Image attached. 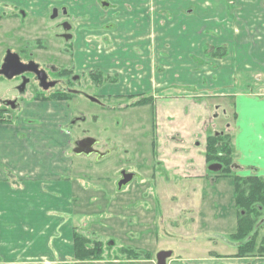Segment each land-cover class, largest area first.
Listing matches in <instances>:
<instances>
[{
  "label": "crops",
  "instance_id": "0c3cea01",
  "mask_svg": "<svg viewBox=\"0 0 264 264\" xmlns=\"http://www.w3.org/2000/svg\"><path fill=\"white\" fill-rule=\"evenodd\" d=\"M225 1L0 0V17L15 7L43 21L54 9L67 7L75 21L79 71L118 74L120 83L104 87L102 94L153 96L150 108L165 169L233 191L232 180L228 185L208 177L206 143L230 127L236 176L264 180V0H227L231 10ZM204 46L227 47L229 55L206 60L197 74L196 65L189 68L193 62L183 60L201 56ZM84 57L91 67H84ZM156 62L164 67L162 74L154 71ZM170 74L181 80L170 82ZM69 107L28 101L16 110L15 123H0V264H74V136L65 131L74 114ZM229 108L233 120L221 130ZM227 204L234 208V199ZM226 216L211 217L225 227ZM236 222L234 212L235 230ZM235 261L264 264V258Z\"/></svg>",
  "mask_w": 264,
  "mask_h": 264
},
{
  "label": "rangeland",
  "instance_id": "374dc122",
  "mask_svg": "<svg viewBox=\"0 0 264 264\" xmlns=\"http://www.w3.org/2000/svg\"><path fill=\"white\" fill-rule=\"evenodd\" d=\"M224 4L229 10L233 9L227 0ZM16 11L15 7H8L5 15H2L7 19L0 22V61L3 62V58L11 53L23 62L37 63L42 69L47 66L62 68V65L65 69L68 68L66 65L71 68L72 45H61L55 40L56 35L62 34V30L56 28L62 23V17L53 21L48 17L41 21L31 19L32 15L29 14L19 16ZM13 15L18 18L11 20ZM71 22L75 26V21ZM221 48L223 47L212 49L204 46L201 56L192 54L189 56L190 60L187 59L188 62H183L186 65L193 62L188 67L196 65L192 70L197 74L201 73L206 60L214 58L213 53ZM225 48L229 55L228 48ZM83 59L84 67H91V64H86V57ZM78 60L81 64L79 56L77 62ZM93 60L90 59V62ZM173 62L168 61V64ZM154 68L157 74H162L165 70L157 62ZM121 69L124 72L126 68L121 66ZM125 71L129 73L132 70ZM184 74L185 72L181 73ZM111 76L117 77L114 85H118L119 75ZM163 76L165 78L167 75ZM167 79L170 82L179 81L181 76L170 74ZM80 80L83 85L90 84L86 76H81ZM4 82L0 78V100H12L18 95L15 88L21 81L15 80L11 84ZM10 86L11 90L7 89ZM29 90V93L34 91L31 88ZM82 90L83 94L74 96L69 107L74 114V121H79L77 124H73V121L67 125L65 131L74 136L73 141L75 138L79 141L97 139L100 143L99 152L110 155L101 160L96 156L71 155L75 160L70 177L74 188L72 200L75 206V227L81 236L100 241L104 246L103 262L76 264H157V256L162 252L172 253L166 264L237 263L230 258L236 254L240 245L231 237L235 233L234 212L238 217L237 210L230 209L227 204L229 199H233L232 187L214 185L210 182L211 179L190 181L174 171L166 170L159 154H153L158 151L153 108L147 106L126 111L125 102L105 101L110 106V109H105L86 98L100 95L101 89L83 86ZM145 95L147 94L137 96ZM26 97L31 98V95L27 94ZM112 106L115 112L111 110ZM118 107L119 110L116 109ZM4 108L0 104V110ZM227 111L228 114L223 115L221 130L233 120L231 108ZM9 112L19 116V111L10 108ZM222 114L223 112L221 116ZM71 149H75L74 144ZM143 167L145 168L142 170ZM122 173L133 176V180L120 187ZM6 176L11 181L9 172ZM220 180L228 185L231 183L230 178ZM10 183L15 184L13 181ZM218 199L226 200L225 203H219ZM222 212H227L225 227L217 226L219 218L211 217L214 213ZM256 228L260 242L264 238V220ZM128 250L134 251L139 257L127 259Z\"/></svg>",
  "mask_w": 264,
  "mask_h": 264
},
{
  "label": "trees",
  "instance_id": "16d2710c",
  "mask_svg": "<svg viewBox=\"0 0 264 264\" xmlns=\"http://www.w3.org/2000/svg\"><path fill=\"white\" fill-rule=\"evenodd\" d=\"M222 53H221V52ZM219 52V53H218ZM215 59L227 57L226 48L216 50L213 53ZM90 78L99 87L111 85L117 82V77H113L102 72L90 74ZM69 97L62 94L54 97L51 101H62ZM126 101L130 104L124 108H138L153 106V96H129ZM126 101H123L126 103ZM121 106V105H120ZM205 159L208 169L211 166H220L221 171L211 172L208 170V177L214 179L232 180L234 207L238 213L237 230L231 236L233 240L240 243L235 255L230 256L234 259H255L264 258V238L258 242V223L264 218V180L259 178H240L236 176L234 169L235 151L233 147V136L231 128L227 132L208 136L206 143ZM75 255L72 262L84 263L90 261L100 262L104 257V249L101 242H94L89 238L81 236L77 228L74 236ZM127 259L133 260L139 257L137 253L128 250Z\"/></svg>",
  "mask_w": 264,
  "mask_h": 264
},
{
  "label": "flooded vegetation",
  "instance_id": "af4514ba",
  "mask_svg": "<svg viewBox=\"0 0 264 264\" xmlns=\"http://www.w3.org/2000/svg\"><path fill=\"white\" fill-rule=\"evenodd\" d=\"M16 13L17 14L19 13V16L22 14L18 10L16 11ZM60 16L62 17V23L60 25H57L56 28L61 29L62 34L56 35L55 40H58L57 41L58 43H62L61 45H66V44L72 45L71 49L72 48L73 49H72L71 56L73 59V64L71 65V68H69V66L66 65V67H68V68L65 69V66L62 65V68L47 66L45 69H42L40 65H38L37 63H34L36 66H38V71L41 72L40 75H36L33 72H26L22 75L14 77L11 80L7 79L4 76H0V78L3 79L5 81L4 83H6V84L7 83L11 84L15 80L21 81L20 84H18L15 88V90L18 92V95H15V97L12 100H8V101L0 100V104L6 108V109L4 108L3 110H0V115L4 116V117H2V116L0 117V123H13L14 115L9 112V109L11 108L13 110H17L20 108L22 103L28 102V101L51 102V99L62 94V96L69 97V98L66 100L58 101V102L67 103L70 106V102L72 101L74 96L83 94V90H82L83 86H85L88 89L89 88L95 89V90L101 89L100 95H98L94 98H93V96L92 97L86 96V98L88 100H90L91 102L96 103L100 107L105 108V109L106 108L110 109L109 108L110 106L108 107V104L105 103V101L106 102H112V103L114 101H117L120 103V102L126 101V97H129V96H113V95L102 94L104 87L109 86V85H104V86L99 87L98 85L95 84V82H93V80L91 78H89L91 73H94V72L96 73V72H100V71H98V70L97 71H82V72L79 71V65L77 63V57H76V52H75V41H76V37L74 34L75 33V26H74L73 22H71V20H74V18L71 16L69 9H67V7H65V6H62V9H54L50 15V19L52 18L51 20L53 21L55 19H58V17H60ZM2 18H3V16L0 17V19H2ZM10 18H11V20H13V18H18V16L13 15ZM6 19H4V20H6ZM2 20H0V22ZM67 51L68 50L65 48V52H67ZM5 59L6 58L4 57L3 62L0 61V70L2 69V66L4 65ZM14 62L15 61L11 60L9 62V65L13 66L15 64ZM20 63L23 64L24 66H28L31 64L28 62H23L21 59H20ZM81 76H86V79H87L88 83H90V84L89 85H86V84L83 85L82 81L80 80ZM42 78H45V81H42ZM52 84H53V86L51 87L50 85H52ZM111 85H114V84H111ZM11 88H12L11 86L7 87V89H9V90H11ZM30 88L34 89L33 93H29ZM10 94H12V93H10ZM27 94H30L31 98L26 97ZM91 98H93L95 101H93ZM52 102H57V101H52ZM127 104H130V103L126 101L125 105H127ZM116 105H118V104H116ZM119 107H120V105H119ZM119 107L116 109L119 110ZM112 108L113 109H111V110L114 111L115 108L113 106H112ZM138 108H144V107H138ZM124 109H126V111H131V110H134L135 108H129V109L124 108ZM77 121H79V120H77ZM77 121L75 120L73 124H77ZM93 139H95V138H93ZM95 140L97 141V144L94 147V150L99 152L98 147L100 146V143L98 142L97 139H95ZM78 141L79 140L77 138H75L74 144L77 143ZM153 154L155 156H157L158 151H156V153H153ZM102 155L103 154L101 153L100 156H102ZM106 155H110V154L106 153L103 156H106ZM98 156H99V153H98ZM144 168L145 167H143L142 170ZM126 176H129V175H125L124 173H122L123 180L119 183V185L120 184L127 185L133 180V176H131V181L129 183H125ZM263 220H264V218L261 221H263ZM237 221H238V217H237ZM236 230H237V222H236ZM236 230H235V232H236ZM89 239H91V238H89ZM92 241L100 242V241H96V240H92ZM102 245H103V243H102ZM103 249H104V246H103ZM157 258H158V256H157ZM235 260H238V259H235ZM90 262H96V261H90ZM100 262H103V261H100ZM84 263H89V262H84ZM157 264H158V260H157Z\"/></svg>",
  "mask_w": 264,
  "mask_h": 264
},
{
  "label": "water",
  "instance_id": "95a60500",
  "mask_svg": "<svg viewBox=\"0 0 264 264\" xmlns=\"http://www.w3.org/2000/svg\"><path fill=\"white\" fill-rule=\"evenodd\" d=\"M15 61L14 65H9L10 61ZM26 72H33L36 75H40L41 72L38 71V66H36L34 63H31L28 66H24L20 63V58L16 55H13L9 53L4 61V65L2 66V69L0 70V76H4L7 79L11 80L16 76L22 75ZM42 81H45V78H42ZM51 87L53 86L50 85ZM93 101H95L93 98H91ZM97 141L95 139H86L82 141H78L75 144V150L73 153L78 156H93L98 155V152L94 150V147L96 146ZM221 170L220 166H211L209 168V171L211 172H219ZM131 181V176H126L125 183H129ZM120 187L123 186V184L119 185ZM172 257L171 252H162L158 255V264H166L167 260Z\"/></svg>",
  "mask_w": 264,
  "mask_h": 264
}]
</instances>
